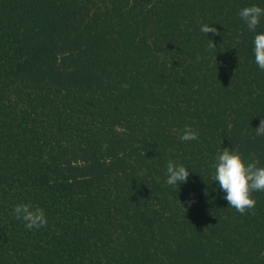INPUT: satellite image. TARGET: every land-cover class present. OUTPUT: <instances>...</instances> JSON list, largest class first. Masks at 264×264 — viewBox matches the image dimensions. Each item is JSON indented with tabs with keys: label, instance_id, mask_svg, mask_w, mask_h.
I'll return each instance as SVG.
<instances>
[{
	"label": "trees",
	"instance_id": "trees-1",
	"mask_svg": "<svg viewBox=\"0 0 264 264\" xmlns=\"http://www.w3.org/2000/svg\"><path fill=\"white\" fill-rule=\"evenodd\" d=\"M251 5L0 0V264H264V191L240 214L213 180L224 148L264 167Z\"/></svg>",
	"mask_w": 264,
	"mask_h": 264
},
{
	"label": "clouds",
	"instance_id": "clouds-1",
	"mask_svg": "<svg viewBox=\"0 0 264 264\" xmlns=\"http://www.w3.org/2000/svg\"><path fill=\"white\" fill-rule=\"evenodd\" d=\"M239 16L250 30L255 31L260 23V18L264 16V8L258 5L247 6L240 10ZM201 32L206 35L208 33L215 35L218 30L214 26L204 24L201 27ZM208 47L209 50H212L216 48V45L210 40ZM254 56L255 63L261 70H264V32L258 33L254 37ZM197 59L200 57L198 56ZM124 87L126 88L127 85ZM255 130L258 136H264V118L261 119L259 127ZM180 139L182 141L198 140L199 136L196 131L186 125ZM215 159L213 180L218 182L219 189L226 194L224 199L229 206L240 214L254 209L257 201L252 194L264 191V167L258 166L259 160L253 159L252 162L246 163L238 151L228 148L222 149ZM166 175V184L179 188L181 183L187 182L190 173L188 167L169 161ZM13 215L17 220L22 219L25 222V227L30 231L47 226L45 211L30 203L15 205Z\"/></svg>",
	"mask_w": 264,
	"mask_h": 264
}]
</instances>
